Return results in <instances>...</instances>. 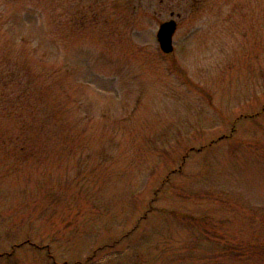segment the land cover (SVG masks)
<instances>
[{"label": "rangeland", "instance_id": "rangeland-1", "mask_svg": "<svg viewBox=\"0 0 264 264\" xmlns=\"http://www.w3.org/2000/svg\"><path fill=\"white\" fill-rule=\"evenodd\" d=\"M0 264H264V0H0Z\"/></svg>", "mask_w": 264, "mask_h": 264}, {"label": "water", "instance_id": "water-1", "mask_svg": "<svg viewBox=\"0 0 264 264\" xmlns=\"http://www.w3.org/2000/svg\"><path fill=\"white\" fill-rule=\"evenodd\" d=\"M176 28L174 19L162 21L156 31V39L162 52L169 53L173 49L172 35Z\"/></svg>", "mask_w": 264, "mask_h": 264}]
</instances>
